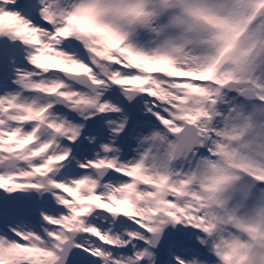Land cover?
<instances>
[{
	"label": "snow or ice",
	"instance_id": "1",
	"mask_svg": "<svg viewBox=\"0 0 264 264\" xmlns=\"http://www.w3.org/2000/svg\"><path fill=\"white\" fill-rule=\"evenodd\" d=\"M0 264H264V0H0Z\"/></svg>",
	"mask_w": 264,
	"mask_h": 264
}]
</instances>
